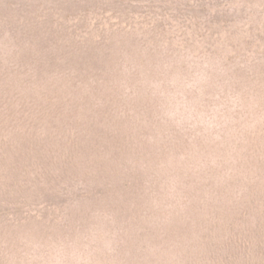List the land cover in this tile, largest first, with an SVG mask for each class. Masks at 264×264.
I'll use <instances>...</instances> for the list:
<instances>
[{
  "label": "rangeland",
  "instance_id": "374dc122",
  "mask_svg": "<svg viewBox=\"0 0 264 264\" xmlns=\"http://www.w3.org/2000/svg\"><path fill=\"white\" fill-rule=\"evenodd\" d=\"M84 1L58 26L33 0L52 63L0 33L2 68L25 67L0 84V264H246L264 219V0ZM20 137L32 150L14 157Z\"/></svg>",
  "mask_w": 264,
  "mask_h": 264
},
{
  "label": "trees",
  "instance_id": "16d2710c",
  "mask_svg": "<svg viewBox=\"0 0 264 264\" xmlns=\"http://www.w3.org/2000/svg\"><path fill=\"white\" fill-rule=\"evenodd\" d=\"M41 2L47 4L49 8L47 11H50L49 17L51 16L58 17V14L60 13L65 15L64 17H60L61 18L60 22L59 19L56 20V22H58L57 25L62 26V21L67 20L72 16L69 9H73L75 6L80 4V2H85V1L84 0H41ZM34 3L35 2H33V0H0V33L6 34L7 37L10 36L16 43L19 44L16 46L15 52L18 50H24V51L29 50L28 51L29 53L30 51L34 50V49L31 50L32 46L34 47V43H37V46H40L42 48L39 49V53H40L39 58L44 59L45 63H50V62L52 63V60L54 59L55 56L52 55L51 52L49 51L50 50L49 45L40 43L39 39L36 41V37L39 38L42 35V33H40L42 28L44 29H48V27L53 28L54 23L47 22L46 24H43L42 27H40L39 24L37 25V23L33 24L32 15L37 16L39 12L38 9L42 8L40 10H43L44 8L38 5L40 3L38 4L35 3L37 5H34ZM83 10L85 14H89L91 12L88 7H85V9ZM93 12L94 11L92 10V13ZM8 17H14L16 19V22H19L18 25H15V23H11L12 20H8ZM15 29H18L20 31L18 39L15 37V32H13V30ZM43 33L47 34L46 31ZM22 34H24L25 40L24 38H22ZM26 35H31V36L28 38ZM81 48L83 49L82 52L76 53L74 57L72 56L70 50H67V53L69 55V59H71L72 61L78 60L79 65L81 67H84L85 66L84 63L87 61V57L89 56V53L86 51L84 47ZM30 59L32 60V57ZM2 66L3 65L0 64V84L1 86L4 85L7 87V89H9V87L5 84L7 82H12L11 81L12 76L17 72L22 71L23 73L25 67L22 64L20 65V63H18L17 61L13 63H8L6 65V69H4V67L2 68ZM2 70L8 71V73H5ZM11 72H16V73L10 75ZM9 93L10 92L8 91L7 96L6 95L4 96L3 102L6 101L7 98L10 99L12 97V95L10 96ZM9 101L11 104V100ZM9 101L8 103L0 102V112H6L7 109H10ZM32 108L34 111L35 107ZM65 108H67V105L65 106ZM36 109L38 108L36 107ZM58 117H59V113L56 118ZM61 137L62 139L61 138L60 139L63 140L62 135ZM19 139H23L24 143L17 141L15 143L9 144L10 147L14 149V151L12 152L14 157L15 156L22 157L23 155L27 154L26 151L29 152L32 150L31 143L33 142L31 140H26L24 139V137L23 138L20 137ZM71 139H73L71 142L74 141L77 142L73 136L69 137V140ZM19 147H21L22 149H19ZM6 148L8 150L7 144H6ZM3 152L4 150L0 147V158L3 157ZM1 172L3 174L7 173L5 171H1ZM263 222L264 219L260 223L259 222L254 223V228L253 229L249 228L247 231L246 239L244 240V244H243L244 249L246 250V264H252L251 263L252 257H254L257 260L258 264H264V223Z\"/></svg>",
  "mask_w": 264,
  "mask_h": 264
}]
</instances>
